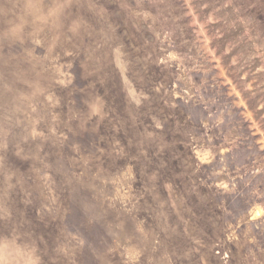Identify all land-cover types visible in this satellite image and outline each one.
Instances as JSON below:
<instances>
[{
    "label": "rangeland",
    "instance_id": "374dc122",
    "mask_svg": "<svg viewBox=\"0 0 264 264\" xmlns=\"http://www.w3.org/2000/svg\"><path fill=\"white\" fill-rule=\"evenodd\" d=\"M0 264H264V0H0Z\"/></svg>",
    "mask_w": 264,
    "mask_h": 264
}]
</instances>
